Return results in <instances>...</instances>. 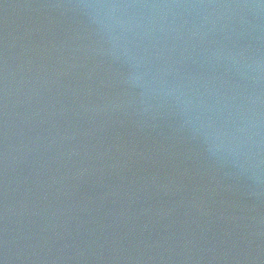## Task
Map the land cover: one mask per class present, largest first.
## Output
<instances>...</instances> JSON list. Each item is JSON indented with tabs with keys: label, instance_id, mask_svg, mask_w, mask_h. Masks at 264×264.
Returning <instances> with one entry per match:
<instances>
[{
	"label": "water",
	"instance_id": "1",
	"mask_svg": "<svg viewBox=\"0 0 264 264\" xmlns=\"http://www.w3.org/2000/svg\"><path fill=\"white\" fill-rule=\"evenodd\" d=\"M2 264H264V0H0Z\"/></svg>",
	"mask_w": 264,
	"mask_h": 264
},
{
	"label": "snow or ice",
	"instance_id": "2",
	"mask_svg": "<svg viewBox=\"0 0 264 264\" xmlns=\"http://www.w3.org/2000/svg\"><path fill=\"white\" fill-rule=\"evenodd\" d=\"M0 264H2V262H0Z\"/></svg>",
	"mask_w": 264,
	"mask_h": 264
}]
</instances>
